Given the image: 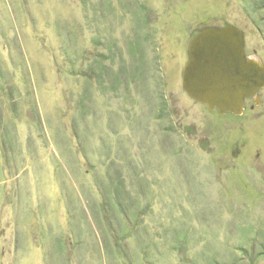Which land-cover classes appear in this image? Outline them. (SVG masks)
<instances>
[{
  "label": "rangeland",
  "instance_id": "obj_1",
  "mask_svg": "<svg viewBox=\"0 0 264 264\" xmlns=\"http://www.w3.org/2000/svg\"><path fill=\"white\" fill-rule=\"evenodd\" d=\"M229 24L264 61V0H0V264H264V88L182 85Z\"/></svg>",
  "mask_w": 264,
  "mask_h": 264
},
{
  "label": "water",
  "instance_id": "obj_2",
  "mask_svg": "<svg viewBox=\"0 0 264 264\" xmlns=\"http://www.w3.org/2000/svg\"><path fill=\"white\" fill-rule=\"evenodd\" d=\"M182 85L210 110L241 115L246 99L252 97L254 105L261 101L264 61L258 55L246 54L245 32L239 27H206L190 42Z\"/></svg>",
  "mask_w": 264,
  "mask_h": 264
},
{
  "label": "flooded vegetation",
  "instance_id": "obj_3",
  "mask_svg": "<svg viewBox=\"0 0 264 264\" xmlns=\"http://www.w3.org/2000/svg\"><path fill=\"white\" fill-rule=\"evenodd\" d=\"M245 52H246V54H248V55H249V53H247V51H246V48H245ZM249 99H252V97H250Z\"/></svg>",
  "mask_w": 264,
  "mask_h": 264
},
{
  "label": "trees",
  "instance_id": "obj_4",
  "mask_svg": "<svg viewBox=\"0 0 264 264\" xmlns=\"http://www.w3.org/2000/svg\"><path fill=\"white\" fill-rule=\"evenodd\" d=\"M182 243V242H181ZM181 245V244H180Z\"/></svg>",
  "mask_w": 264,
  "mask_h": 264
}]
</instances>
